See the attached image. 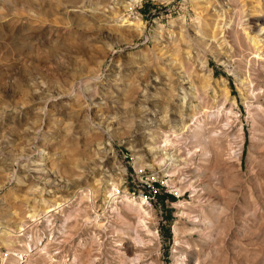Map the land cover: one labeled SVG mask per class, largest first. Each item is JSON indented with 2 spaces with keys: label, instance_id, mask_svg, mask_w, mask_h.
<instances>
[{
  "label": "rangeland",
  "instance_id": "1",
  "mask_svg": "<svg viewBox=\"0 0 264 264\" xmlns=\"http://www.w3.org/2000/svg\"><path fill=\"white\" fill-rule=\"evenodd\" d=\"M221 2L0 0L7 264H264V99L209 40Z\"/></svg>",
  "mask_w": 264,
  "mask_h": 264
},
{
  "label": "bare ground",
  "instance_id": "2",
  "mask_svg": "<svg viewBox=\"0 0 264 264\" xmlns=\"http://www.w3.org/2000/svg\"><path fill=\"white\" fill-rule=\"evenodd\" d=\"M220 1H222L220 3L221 10L219 9L220 11L217 12L218 10L215 9V13L217 12L215 14V17L217 18L218 21H216V23L213 21L214 23H212V24H214V26H212V27L210 26V29L211 28L212 29L209 31L210 32V39L209 40L212 41V44H215V45L220 44L218 46V48L219 47L225 48V46L230 44L229 43L230 41L229 42L226 41L227 40L226 35L229 36V35L233 34L235 36V41H234L235 43L234 44H236V46H232V49L234 50V52H233V54H231V52H230V55H228L225 58V64L226 63L228 65L233 64V60H235V57L242 58L243 60H248L250 67L248 70L246 69L247 70V73L245 74L246 77L243 78L242 76H238L239 78L240 77L243 78V79L240 78L242 88L246 89V91H248V92H251L252 93L251 95L254 96L253 98L256 97V99L257 98H263L264 99V86L263 87H256L254 85L255 79H253V78H255V77H253L254 71L252 70V68H253L252 66H254L257 62H259V64H261L262 66L259 64L258 65L261 66L262 70L264 71V7L262 6L261 9H257L255 6V3H256L255 0H250V1H247V0H242V1L241 0H220ZM224 18L226 21L228 20V22L226 24L230 25V27L227 30H225L226 24H224V26H223ZM222 34H225V39H226L224 41L222 40L223 42L220 41V37H219ZM235 62H236L235 64H237L239 66V68H241L240 67L242 64L241 59L238 61H235ZM244 63L246 64V62H244ZM245 64H244V66H245ZM256 66H257V64H256ZM245 67L248 68V65ZM252 74H253V76H252ZM255 89H257V90H255ZM252 106L253 105H250V107H252ZM143 201L144 200L141 201L142 203L138 204L136 201L130 200L129 198L126 197L123 201L120 202V205H121L120 208L114 207L113 210L111 209L112 213L114 214V216H116L117 219H123V216L120 212L121 208L123 211L127 212L126 213L127 215H129L135 219L136 226L134 225V223H130L129 224L130 226H128V229L131 231L129 233H131V232L136 233L137 231H135V230L139 227H140V229L143 228L145 231L147 230L145 227L144 219L146 220L145 217L148 214L146 213V210L144 209L145 204H143L144 203ZM0 230H1V233L4 236H6L7 239H9L8 242H11L10 239H13L14 237L17 238V237L22 235V229L19 230V232L21 233L19 235L15 232H12L11 230H9L8 228H5V227L1 228ZM121 234L124 235V232H122ZM149 234H150V232H149ZM137 239H138V241L134 240L133 245H135V244L137 245V243L141 244V245L144 244L142 237L137 236ZM31 242L26 247L25 251H22L21 254L19 255L20 258H19V261L17 264H24L27 261H29V263L34 262L35 259L33 257L38 255L41 251H45L48 247L47 246L48 244H45L43 246V243H42L41 247H43V248L39 249L40 248V245L38 246L39 243H36V246H35V244H33ZM13 244H14V242H13ZM121 244L122 243H120V245ZM129 247H131V246H129ZM121 249H119V250H121ZM36 250H38V252L35 253ZM45 254L42 253L40 255V257H38V258L41 259L42 256ZM124 256H126V255H124ZM124 258H127V257H124ZM124 258H122V259L124 260ZM184 261H185V259L183 257H179L176 260L177 264H185ZM129 262H131V261H129ZM129 262H128V264H129ZM135 263H140V259L136 258Z\"/></svg>",
  "mask_w": 264,
  "mask_h": 264
},
{
  "label": "built area",
  "instance_id": "3",
  "mask_svg": "<svg viewBox=\"0 0 264 264\" xmlns=\"http://www.w3.org/2000/svg\"><path fill=\"white\" fill-rule=\"evenodd\" d=\"M9 252L0 247V264H7Z\"/></svg>",
  "mask_w": 264,
  "mask_h": 264
}]
</instances>
